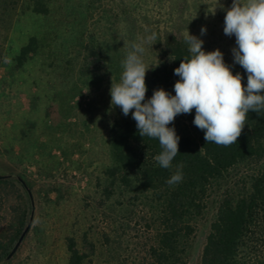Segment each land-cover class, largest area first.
Masks as SVG:
<instances>
[{"label": "rangeland", "instance_id": "1", "mask_svg": "<svg viewBox=\"0 0 264 264\" xmlns=\"http://www.w3.org/2000/svg\"><path fill=\"white\" fill-rule=\"evenodd\" d=\"M232 3L0 0V175L9 176L0 183V245L10 253L32 220L11 258L0 248V264H68L69 240L81 264L140 263L152 238V209L134 194L108 198L105 191L114 127L137 126L131 113L112 106V81L120 82L122 62L139 38L156 35L143 45L150 78L169 65L174 39L189 48V31L205 52L219 49L244 85L236 37L224 33ZM181 117L174 122L185 123ZM216 207L197 222L188 264H200Z\"/></svg>", "mask_w": 264, "mask_h": 264}, {"label": "trees", "instance_id": "2", "mask_svg": "<svg viewBox=\"0 0 264 264\" xmlns=\"http://www.w3.org/2000/svg\"><path fill=\"white\" fill-rule=\"evenodd\" d=\"M28 53L25 47L20 62ZM190 57L189 48L174 39L169 65L145 79L144 102L159 89L173 95L179 79L175 69ZM243 71L246 88L248 74ZM195 115L193 109L181 117L185 123L168 125L175 128L180 142L179 153L167 169L155 160L162 151L158 139L141 137L137 126L128 122L115 126L113 165L105 171L106 196L134 194L152 209L147 223L152 238L139 264H188L197 222L213 202L216 213L200 264H264V111H250L241 136L229 146L207 143L205 131L194 124ZM178 167L183 180L170 186L167 181ZM0 248L8 255L9 246ZM68 252V264H81L84 257L73 240H69Z\"/></svg>", "mask_w": 264, "mask_h": 264}, {"label": "clouds", "instance_id": "3", "mask_svg": "<svg viewBox=\"0 0 264 264\" xmlns=\"http://www.w3.org/2000/svg\"><path fill=\"white\" fill-rule=\"evenodd\" d=\"M224 24L225 35L236 37L238 47L233 54L235 63L248 74L246 88L242 75H233L225 64L223 53L219 49L205 52L204 42L189 31L185 39L191 57L175 69L180 80L174 85V96L159 89L144 102L149 69L143 60V45L155 40V34L132 45L133 51L122 62L120 82L112 81V106L121 108L125 116L132 114L141 137L158 139L162 151L155 160L162 168H170L179 153L180 137L174 127H168L178 114L195 109L194 124L205 131L207 143L229 146L241 136L248 113L264 111V0H233ZM205 33L202 28L201 34ZM179 167L167 181L170 186L183 180Z\"/></svg>", "mask_w": 264, "mask_h": 264}, {"label": "water", "instance_id": "4", "mask_svg": "<svg viewBox=\"0 0 264 264\" xmlns=\"http://www.w3.org/2000/svg\"><path fill=\"white\" fill-rule=\"evenodd\" d=\"M6 178H9V176L7 175H0V180H3V179H6ZM28 192L30 193V191L28 190ZM31 222L32 220H30L29 224L26 226V228L24 229V231L21 233L17 243L15 244V246L13 247V249L11 250V252L9 253V255L7 256V258H11L17 251V249L19 248V246L21 245L25 235L28 233L29 231V228L31 226Z\"/></svg>", "mask_w": 264, "mask_h": 264}]
</instances>
